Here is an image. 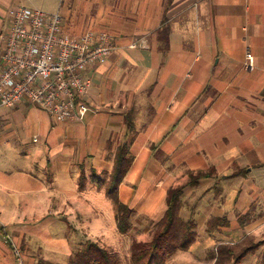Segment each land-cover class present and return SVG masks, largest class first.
Here are the masks:
<instances>
[{
	"label": "crops",
	"instance_id": "crops-1",
	"mask_svg": "<svg viewBox=\"0 0 264 264\" xmlns=\"http://www.w3.org/2000/svg\"><path fill=\"white\" fill-rule=\"evenodd\" d=\"M19 6L60 12L77 35L109 31L117 49L89 70L85 100L98 111L83 121L58 123L27 100L0 104V264H70L89 242L117 253L127 237L131 251L134 230L153 231L169 190L184 185L181 216L198 237L183 255L264 236V0H0V35ZM142 39L149 48L131 47ZM124 145L133 158L119 191L133 211L126 235L97 183ZM213 218L230 227L208 233Z\"/></svg>",
	"mask_w": 264,
	"mask_h": 264
},
{
	"label": "built area",
	"instance_id": "built-area-1",
	"mask_svg": "<svg viewBox=\"0 0 264 264\" xmlns=\"http://www.w3.org/2000/svg\"><path fill=\"white\" fill-rule=\"evenodd\" d=\"M11 26L0 35V104L17 108L23 101L45 110L58 123L83 121L96 113L85 100L93 85L89 70L117 49L109 31L77 35L66 29L60 12L19 6L10 10ZM132 48H149L148 41ZM245 69H255L248 51ZM17 254L20 255L19 251ZM18 264H24L22 260Z\"/></svg>",
	"mask_w": 264,
	"mask_h": 264
},
{
	"label": "trees",
	"instance_id": "trees-1",
	"mask_svg": "<svg viewBox=\"0 0 264 264\" xmlns=\"http://www.w3.org/2000/svg\"><path fill=\"white\" fill-rule=\"evenodd\" d=\"M132 164L133 158L128 152V147L126 145L121 146L117 152L114 170L109 175V179L97 178L99 186L107 185L108 197L116 206L119 230L124 235L133 229V211L120 200L119 191ZM205 176L203 173L190 175L191 181L188 184L194 185L200 178ZM184 186L169 190L168 210L164 218L155 225L151 241H134L130 264H168L176 254L188 252L192 248L198 237V224L193 219L185 220L181 216V210L184 206L182 201ZM255 216V207L242 216L240 219L242 229L252 224ZM229 227L230 224L226 219L213 218L207 223V232L214 234L215 232H222L223 228ZM261 248H264V241L258 240L252 234L245 233L236 242L218 244L208 253L207 258L214 261L215 264H242L247 256L256 253ZM70 264L126 263L118 253L112 252L98 243L89 242L83 249L73 255ZM260 264H264V253Z\"/></svg>",
	"mask_w": 264,
	"mask_h": 264
},
{
	"label": "rangeland",
	"instance_id": "rangeland-1",
	"mask_svg": "<svg viewBox=\"0 0 264 264\" xmlns=\"http://www.w3.org/2000/svg\"><path fill=\"white\" fill-rule=\"evenodd\" d=\"M43 2V1H42ZM52 3L47 4L46 6H51ZM31 8V7H30ZM33 8V7H32ZM34 9H38V8H34ZM42 10V9H41ZM142 226H145V227H141L142 228V231H141V234L138 233V230L136 231V229L134 230V235L136 233V237H137V240L141 239L143 241L146 240V242H149L152 240V237H153V231H150L148 228V226L143 222L141 223ZM155 227V226H154ZM216 233H219V232H215L214 234ZM134 235L132 233V236H131V240L134 238ZM213 235V234H212ZM240 238V235L238 236ZM238 238V239H239ZM84 240V239H83ZM229 242H236L237 239H232V240H229L227 239ZM258 240L260 241H264V236L262 235L261 237L258 238ZM115 241L117 240H109V243H114ZM129 237L126 238L125 242L121 245V249H120V252H117L121 258L123 259V261L126 263V264H130V260H131V254H132V249L131 251H129V249H127V245L129 243ZM221 241H226L224 239H222ZM217 242H219V240H217ZM133 245V243H132ZM132 248V247H131ZM112 250V249H111ZM213 248H205L203 250H199L198 249L196 250L195 253H190V254H185L183 255L182 253L184 252H179L178 254H176L169 262L168 264H189V260L190 259H193L194 261H196V264L197 262L198 263H201V264H215L214 261H210L208 258H207V255L210 251H212ZM114 251V249H113ZM263 253H264V248H261L260 250H258L256 253L254 254H250L249 256H247L243 261H242V264H260L261 261H262V256H263ZM192 264L194 262H191ZM57 264H67L65 261H62V262H57Z\"/></svg>",
	"mask_w": 264,
	"mask_h": 264
}]
</instances>
